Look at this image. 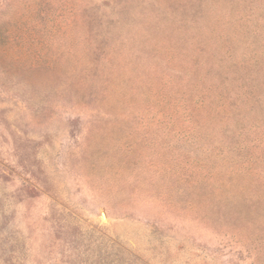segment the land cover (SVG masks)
Here are the masks:
<instances>
[{
	"label": "rangeland",
	"instance_id": "1",
	"mask_svg": "<svg viewBox=\"0 0 264 264\" xmlns=\"http://www.w3.org/2000/svg\"><path fill=\"white\" fill-rule=\"evenodd\" d=\"M0 264H264V0H0Z\"/></svg>",
	"mask_w": 264,
	"mask_h": 264
}]
</instances>
